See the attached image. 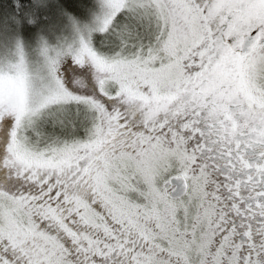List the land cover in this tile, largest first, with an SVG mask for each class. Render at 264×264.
I'll use <instances>...</instances> for the list:
<instances>
[{"label": "snow or ice", "instance_id": "6c2138e0", "mask_svg": "<svg viewBox=\"0 0 264 264\" xmlns=\"http://www.w3.org/2000/svg\"><path fill=\"white\" fill-rule=\"evenodd\" d=\"M0 264H264V0H0Z\"/></svg>", "mask_w": 264, "mask_h": 264}]
</instances>
